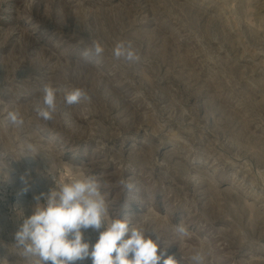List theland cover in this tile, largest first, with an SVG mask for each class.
<instances>
[{
	"label": "rangeland",
	"instance_id": "1",
	"mask_svg": "<svg viewBox=\"0 0 264 264\" xmlns=\"http://www.w3.org/2000/svg\"><path fill=\"white\" fill-rule=\"evenodd\" d=\"M119 41L141 61L115 59ZM45 85L57 95L48 121L34 111ZM76 88L90 99L66 105ZM83 175L102 182L112 218L143 225L183 264L196 252L264 264V0H0L4 264H26L14 233L34 197Z\"/></svg>",
	"mask_w": 264,
	"mask_h": 264
},
{
	"label": "clouds",
	"instance_id": "2",
	"mask_svg": "<svg viewBox=\"0 0 264 264\" xmlns=\"http://www.w3.org/2000/svg\"><path fill=\"white\" fill-rule=\"evenodd\" d=\"M103 51L102 45L94 41L95 55L100 56ZM113 55L129 63H139L142 58L132 41H119ZM89 99L87 90L76 88L66 94L63 101L72 106ZM56 101V90L45 85L42 106H34L37 116L51 120ZM7 120L15 127L24 124L17 111H10ZM21 181L28 183L25 175L21 176ZM119 183L128 192L135 187L128 179L122 178ZM41 198L46 203H40ZM34 199L32 214L23 219L14 233V245L26 264H76L88 259L92 264H183L182 256L168 255L167 248H160V237L149 233L143 225H134L123 216L112 218L102 182L95 176H80ZM88 229L99 233L95 243L85 238ZM174 232L178 237L190 235L183 223L174 225ZM5 259L0 257V264H4ZM190 259L192 264H205V255L201 252Z\"/></svg>",
	"mask_w": 264,
	"mask_h": 264
}]
</instances>
